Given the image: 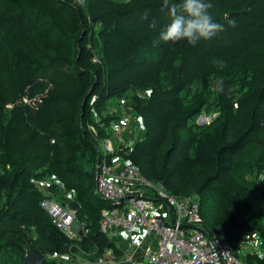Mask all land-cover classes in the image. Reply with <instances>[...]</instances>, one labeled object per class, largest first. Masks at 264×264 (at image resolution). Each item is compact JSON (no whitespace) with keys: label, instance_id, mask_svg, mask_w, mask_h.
<instances>
[{"label":"trees","instance_id":"trees-1","mask_svg":"<svg viewBox=\"0 0 264 264\" xmlns=\"http://www.w3.org/2000/svg\"><path fill=\"white\" fill-rule=\"evenodd\" d=\"M1 2L0 52L6 46V54L35 56L28 47L35 36L64 34L53 22L57 11L70 9L75 17L64 25L72 35L67 71L29 69L24 59L0 66V264H23L31 252L42 264L67 254L90 261L106 250L121 255L100 229L107 206L94 193L100 139L86 126L109 137L114 117L101 112L109 100L130 93L125 108L140 118L144 134L122 147L119 159L174 197H195L206 234L234 250L246 234L264 235V212L250 200L254 194L264 200L258 187L264 170V0H209L224 31L194 46L159 40L169 23L162 0ZM144 33L150 39L138 37ZM146 61L150 68L141 69ZM212 107L217 113L208 123H192ZM36 180H48L44 192ZM61 191L66 196L58 201L79 205L75 223L84 235L73 240L40 206ZM241 260L264 264L250 255Z\"/></svg>","mask_w":264,"mask_h":264},{"label":"built area","instance_id":"built-area-1","mask_svg":"<svg viewBox=\"0 0 264 264\" xmlns=\"http://www.w3.org/2000/svg\"><path fill=\"white\" fill-rule=\"evenodd\" d=\"M97 144L94 193L109 207L100 214L102 230L109 239L124 233L128 243L133 244L134 236L141 237L142 241L133 244L140 250L139 260L133 259L130 251L122 252V258L116 259L115 253L109 250L91 264H246L237 251L264 260L261 232L246 234L234 250L206 234L197 200L178 199L166 192L161 183L144 177L134 164L115 162L113 156L118 151L109 139ZM260 187L264 195V177ZM40 206L47 212L51 224L68 239L84 235L83 228L75 225L74 212L66 206L49 197ZM79 257L81 264H90Z\"/></svg>","mask_w":264,"mask_h":264},{"label":"rangeland","instance_id":"rangeland-1","mask_svg":"<svg viewBox=\"0 0 264 264\" xmlns=\"http://www.w3.org/2000/svg\"><path fill=\"white\" fill-rule=\"evenodd\" d=\"M117 1L128 2L129 0H117ZM3 3L4 2H1V0H0V9H4L2 7ZM0 15H6V14L4 12H2V13H0ZM55 15H56V19L53 22L55 23V25L57 27L64 30V34L56 32L50 38L49 37L43 38V37H36L35 36L33 39V43L28 45V47H32L31 49H33V51L36 52L35 56H29V55L23 56V55H21V53L18 54L17 50H16V52H14L12 54H10L11 52L6 54V52L8 51L7 50L6 52H4L6 46L5 47L1 46L0 66L3 67L6 64V62H10L11 60H14V59H15L14 61H16V62H20V61H22L21 59H24L25 61L29 62V65H30L29 69L36 70V69H40L43 67L44 68L49 67L50 65H52L54 67V70L58 71V73H60L62 70L67 71L68 70V67H67L68 65H66V63H67L66 61L68 60L67 53L68 52L70 53V51H71V49H70V45H71L70 38H72V35H71L69 28H66L64 25H68L67 27H69V25H71L74 22L73 17H75V16L71 14L70 9H68L66 11V13L61 12V11H57ZM43 22L44 21H42V23ZM37 26H34V27H37ZM37 28L38 29H47L49 27L43 26V27H37ZM138 37L150 39V37L147 35V33L138 35ZM99 43H101V42L98 39L95 40V44L97 45V46H94V49H95L94 52L95 53H97L96 49L98 48ZM72 53H73V50H72ZM6 56H7V60L5 59ZM147 57H149V56H147ZM2 60H3V62H2ZM69 60H70V58H69ZM148 62L149 61H146V64H144L141 67V69L150 68V64H148ZM131 97H132V93H130L129 97H127V98H119V99L109 100L106 104V108L101 112V114L103 116L109 114L110 116L114 117V119L110 121V123L107 127L109 137H107L106 139H109V141L113 144L115 150L118 152L122 149V147L131 146L132 141L134 139L139 140V138H142V136L144 134V130H143V126H142V122H141L140 118L131 109L125 108L126 107L125 104L130 102ZM23 99H24V101H26L25 97ZM10 108H11L10 104L5 106V110H8ZM216 113H217L216 109L214 107H212L209 111L202 112V114L199 115L194 121H192V123L197 124V125L206 124L211 120L212 117H214L216 115ZM99 119H100V117L97 115L95 117V120L98 121ZM86 127L93 134H95L96 136H99L100 142L105 140V138L102 139V137H105L106 134H103V133L99 134V132L97 131L94 124L89 123V124H87ZM132 131L134 132L133 134H132ZM131 137H133V138L131 139ZM97 146H98V144H96V147H95L96 149H97ZM117 153H114V157H113L115 162L119 161L120 164H126L127 162H124V161L119 159V157L117 156ZM1 174H2V171L0 169V175ZM34 182L37 185L41 186V190L43 192L45 191L43 186L45 185V182H48V180H45V181L36 180ZM55 196H56V198L55 197H49V198L59 200L58 197L66 196V193L61 191ZM45 198H47V197H45ZM45 198H43L41 200V202L43 200H45ZM194 199L197 200L195 197H194ZM58 200H57V202H59ZM250 200H252V206H253L254 210H262L264 212V200H262L260 202L259 195L254 194L252 197H250ZM41 202H40V204H41ZM78 226H83V225L82 224L76 225V227H78ZM100 229H101V223H100ZM122 238L125 239L126 235H122ZM109 240H111L114 243H117L115 238H111ZM139 240H140L139 238L135 237L133 242L138 243ZM118 247L120 248V250H123L122 246L118 245ZM108 251L109 250H106L103 253V255L105 253H107ZM237 254L240 258H243V256L246 255L242 251H237ZM115 256H116V259H121L122 253H121V255H116V253H115ZM80 259H81L80 257H78V258L72 257L70 259L65 258V257H60V258L57 257L55 260H56V264H81ZM83 259L86 260L87 262H90V264L95 261V260L90 261L88 257L87 258L83 257Z\"/></svg>","mask_w":264,"mask_h":264},{"label":"clouds","instance_id":"clouds-1","mask_svg":"<svg viewBox=\"0 0 264 264\" xmlns=\"http://www.w3.org/2000/svg\"><path fill=\"white\" fill-rule=\"evenodd\" d=\"M82 3L83 0H78ZM209 0H162V9L169 17V23L160 31L159 40L162 42L186 41L189 45H196L200 41H208L224 31V25L213 20L209 9ZM146 12L142 19H147ZM234 25L233 21H229ZM150 26H155L154 23ZM217 91H222L218 82Z\"/></svg>","mask_w":264,"mask_h":264},{"label":"crops","instance_id":"crops-1","mask_svg":"<svg viewBox=\"0 0 264 264\" xmlns=\"http://www.w3.org/2000/svg\"><path fill=\"white\" fill-rule=\"evenodd\" d=\"M264 177V173L263 174H260L259 175V180H258V187H260V182L261 180L263 179ZM122 235H125L124 233H118L115 237V240L117 243H114L117 247L118 245L122 246L123 247V250L122 252L126 253L128 251H130V253L132 254V257L133 259L135 260H139L141 258V254H140V250L139 249H136V247L133 246V244H137V243H134L133 240L135 237L137 236H134L132 238V243H128V237L126 236L125 239L122 238ZM140 240H139V243L142 241L141 237H138ZM119 248V247H118ZM120 249V248H119ZM81 263V262H80Z\"/></svg>","mask_w":264,"mask_h":264},{"label":"water","instance_id":"water-1","mask_svg":"<svg viewBox=\"0 0 264 264\" xmlns=\"http://www.w3.org/2000/svg\"><path fill=\"white\" fill-rule=\"evenodd\" d=\"M67 208L71 211L76 212L79 209V205L75 200L72 199L67 203ZM42 263H43L42 256L34 252L26 254L23 258V264H42Z\"/></svg>","mask_w":264,"mask_h":264},{"label":"bare ground","instance_id":"bare-ground-1","mask_svg":"<svg viewBox=\"0 0 264 264\" xmlns=\"http://www.w3.org/2000/svg\"><path fill=\"white\" fill-rule=\"evenodd\" d=\"M114 170H115V171H118V168H115ZM263 173H264V171L262 172V174H263ZM259 189H260L261 192L263 193V190L261 189V187H259ZM263 199H264V195H263ZM192 200H194V199H192ZM56 201H57V200H56ZM69 201H70V200H69ZM69 201H68V202H69ZM59 202H60V201H59ZM68 202H67V203H68ZM67 203H61V202H60V204H62L63 206H66V207H67ZM105 208H106V207H105ZM107 208H109V207H107ZM107 208H106V209H107ZM43 210H44V209H43ZM44 211H45V210H44ZM45 212H46V211H45ZM72 212H74V211H72ZM46 213H47V212H46ZM75 213H76V212H74V216H75ZM74 222H76V217L74 218ZM100 223H101V222H100ZM75 225H76V223H75ZM78 228H83V226H78ZM101 231H102V233L105 234V232L102 230V227H101ZM115 246H116V245H115ZM116 247H117V246H116ZM117 248H118V247H117Z\"/></svg>","mask_w":264,"mask_h":264}]
</instances>
